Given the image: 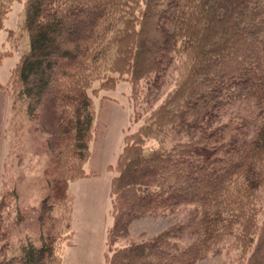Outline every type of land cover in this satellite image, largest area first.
<instances>
[{
    "label": "trees",
    "instance_id": "16d2710c",
    "mask_svg": "<svg viewBox=\"0 0 264 264\" xmlns=\"http://www.w3.org/2000/svg\"><path fill=\"white\" fill-rule=\"evenodd\" d=\"M8 6L0 1V29ZM23 15L29 48L6 88L13 114L44 131L49 161L33 181L37 236L15 249L0 227V264H60L67 234L55 208L71 212L69 182L85 175L89 89L119 80L142 122L124 135L110 181L105 263L194 264L228 242L239 264H264V0H24ZM18 197L16 182L2 181L0 222H20L2 215ZM179 208L184 223L115 245L135 220Z\"/></svg>",
    "mask_w": 264,
    "mask_h": 264
},
{
    "label": "rangeland",
    "instance_id": "374dc122",
    "mask_svg": "<svg viewBox=\"0 0 264 264\" xmlns=\"http://www.w3.org/2000/svg\"><path fill=\"white\" fill-rule=\"evenodd\" d=\"M0 1L9 2L0 29V189L2 181L12 178L18 186L19 194L14 204L2 215L6 219L8 216L9 220L21 217L19 223L12 221L6 224L4 220L3 223L0 222V227L4 228L3 237L8 236V240H13V248L17 249L23 241L37 236L36 213L32 206H37L42 195L34 180L48 165L49 155L42 143L44 131L23 113L13 114L11 98L6 88L11 69L29 48V40L20 29L24 17V0ZM179 66L180 62L173 63L168 69L169 74L162 90L176 80ZM98 85V81H95L93 88ZM89 92L95 106L96 118L90 156L83 164L85 175L69 182L71 212L60 206L55 208L61 229L67 234L58 247L60 264H106V235L113 224L110 212V181L117 174L115 167L124 135L136 130L142 122L141 118L135 119L131 84L128 80H119L112 89L98 90L95 94L89 89ZM167 142L170 145L174 141L167 139ZM26 206L31 209L26 210ZM187 211L186 208H179L171 213L137 219L131 224L128 234L118 238L115 245L140 241L169 225L184 223L187 220ZM3 237L0 240L1 245ZM190 240L189 233L184 231L181 235L182 244L185 245ZM225 244L194 264H239L238 249Z\"/></svg>",
    "mask_w": 264,
    "mask_h": 264
}]
</instances>
